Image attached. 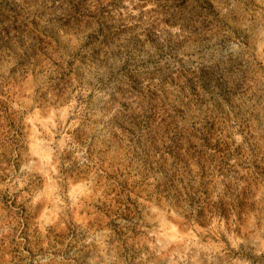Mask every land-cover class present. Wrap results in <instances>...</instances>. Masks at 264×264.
<instances>
[{
    "label": "rangeland",
    "instance_id": "obj_1",
    "mask_svg": "<svg viewBox=\"0 0 264 264\" xmlns=\"http://www.w3.org/2000/svg\"><path fill=\"white\" fill-rule=\"evenodd\" d=\"M0 264H264V0H0Z\"/></svg>",
    "mask_w": 264,
    "mask_h": 264
}]
</instances>
